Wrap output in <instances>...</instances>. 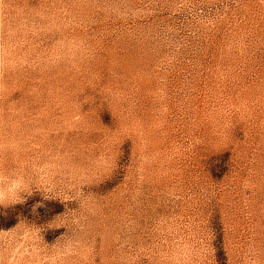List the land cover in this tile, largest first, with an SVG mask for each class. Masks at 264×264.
<instances>
[{"label":"rangeland","instance_id":"1","mask_svg":"<svg viewBox=\"0 0 264 264\" xmlns=\"http://www.w3.org/2000/svg\"><path fill=\"white\" fill-rule=\"evenodd\" d=\"M13 168L0 264H264V0H0Z\"/></svg>","mask_w":264,"mask_h":264},{"label":"clouds","instance_id":"2","mask_svg":"<svg viewBox=\"0 0 264 264\" xmlns=\"http://www.w3.org/2000/svg\"><path fill=\"white\" fill-rule=\"evenodd\" d=\"M40 193L48 199L46 190L31 177L25 169H0V207L8 208L17 204H24L35 193ZM41 204L33 206V212Z\"/></svg>","mask_w":264,"mask_h":264}]
</instances>
